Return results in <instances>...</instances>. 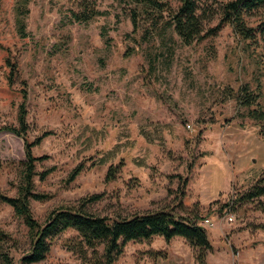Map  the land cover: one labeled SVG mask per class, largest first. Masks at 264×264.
Segmentation results:
<instances>
[{
    "label": "rangeland",
    "instance_id": "374dc122",
    "mask_svg": "<svg viewBox=\"0 0 264 264\" xmlns=\"http://www.w3.org/2000/svg\"><path fill=\"white\" fill-rule=\"evenodd\" d=\"M81 1L29 0L20 36L17 0H0V126L17 125L25 91L27 139L49 132L31 148L41 158L37 173L52 168L44 179L34 177V189L48 197L30 201L33 217L42 223L56 207L101 194L86 205L89 212L166 210L199 225L208 218L206 264H264V211L254 201L232 202L264 170L258 123L235 99L247 84L264 109V33L249 42L224 25L186 45L171 27L153 28L142 14L134 27V6L125 0H93L99 14L76 21L71 13ZM199 5L202 28L214 26L216 5ZM245 20L256 27L264 8ZM23 159L22 138L0 131V194L16 195ZM213 161L226 166L228 183L225 174L216 180ZM120 162L107 181L109 165ZM78 164L82 170L67 181ZM0 229L12 237L0 251L17 263L29 248L28 230L3 202ZM75 233L54 238L45 259L33 264H79L63 247ZM114 264L198 263L183 238L154 236L126 243Z\"/></svg>",
    "mask_w": 264,
    "mask_h": 264
},
{
    "label": "trees",
    "instance_id": "16d2710c",
    "mask_svg": "<svg viewBox=\"0 0 264 264\" xmlns=\"http://www.w3.org/2000/svg\"><path fill=\"white\" fill-rule=\"evenodd\" d=\"M125 1L134 6L131 17L134 27L137 25V17L142 14L153 28L159 27V24L164 28L171 27L186 45L216 35L224 25H229L236 36L249 42H255L257 34L264 33V20L256 27L249 26L245 20V16L264 8V0H212L219 18L214 26L207 29L202 28L201 20L205 12L203 10L198 13L199 0H177L176 6H172L167 0ZM28 2L29 0H17L15 6V19L20 36H26L24 18L28 12ZM94 3L93 0H82L79 11H72V17L79 22L91 20L99 14ZM259 97L260 94L247 84H242L235 95L237 107L244 110L246 117L258 123V133L264 140V109ZM25 100L24 91L22 101L17 107V125L0 126V131L10 132L22 138L24 147V159L18 165L20 181L17 193L15 196L0 194V202L11 206L15 216L22 219L28 230L30 245L17 263L13 262L8 252L0 251V264H33L44 260L52 240L67 230H74L76 233L63 241V247L79 260V264H114L123 253L126 243L149 240L154 236H161L166 241L174 237L183 238L193 248L196 262L206 264V257L212 250V245L206 229L196 221L178 217L166 210L135 213L129 217L104 216L89 212L86 205L100 199L101 194L81 198L76 206L56 207L39 223L32 215L30 201H43L48 196L34 189V177L38 175L40 179H44L52 168L37 173L35 162L41 158L33 156L31 148L40 143L49 132H43L33 141L27 139ZM120 165L122 162L109 165L107 181L115 178ZM82 168V164L75 166L67 181L74 180ZM184 182L185 179L182 183ZM181 193L183 194V191ZM250 201L256 202L259 209L264 211V170L245 191L232 199V202L238 204ZM260 227L264 228V223ZM9 239H12L10 234L0 229V242Z\"/></svg>",
    "mask_w": 264,
    "mask_h": 264
},
{
    "label": "crops",
    "instance_id": "0c3cea01",
    "mask_svg": "<svg viewBox=\"0 0 264 264\" xmlns=\"http://www.w3.org/2000/svg\"><path fill=\"white\" fill-rule=\"evenodd\" d=\"M211 169L216 172V178H217L216 180H218V179L221 180V176L223 177V175L225 174V172H227L226 166L224 164H222L221 162H215V161H213V164H211ZM224 177H225L226 180H227V178H230V177L232 178V176H231L230 173L225 174ZM228 181H229V179L227 180V183H228Z\"/></svg>",
    "mask_w": 264,
    "mask_h": 264
},
{
    "label": "built area",
    "instance_id": "2783aa9c",
    "mask_svg": "<svg viewBox=\"0 0 264 264\" xmlns=\"http://www.w3.org/2000/svg\"><path fill=\"white\" fill-rule=\"evenodd\" d=\"M228 220H232V217H228ZM206 224H208V225H210V222H209V219L208 218H205L204 220H203V223L201 224V226L203 225H206Z\"/></svg>",
    "mask_w": 264,
    "mask_h": 264
}]
</instances>
